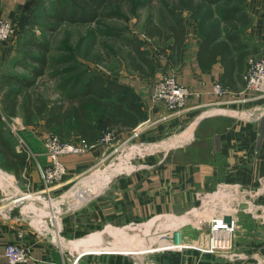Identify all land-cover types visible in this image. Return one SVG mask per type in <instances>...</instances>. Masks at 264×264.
Listing matches in <instances>:
<instances>
[{"label": "crops", "instance_id": "obj_1", "mask_svg": "<svg viewBox=\"0 0 264 264\" xmlns=\"http://www.w3.org/2000/svg\"><path fill=\"white\" fill-rule=\"evenodd\" d=\"M238 1L247 17L237 24L241 35L247 40L250 51L254 50V55H261L259 58L264 59V0ZM38 2L0 0V22H10L20 32L22 19L35 11ZM197 23L190 33L188 29L182 55L172 49V61L159 63L155 74L156 78L162 74L174 76L187 87L193 93L188 101L192 111L160 121L144 129L139 136V142L151 148H165L166 154L157 158L154 166L146 167L151 170L148 173L138 175L135 180L118 179L99 197L62 216L60 224L64 229V241H67L63 249L37 233L19 213L15 212L11 219H6L0 209V255L7 245L17 244L31 251L32 259L27 264H140L143 253H115L105 248L95 251L88 241L98 233L102 237L107 233L106 229H125L133 222L145 221L158 214L180 216L198 205L199 193L213 191L221 183L238 184L252 190L261 188L264 179V97L236 103V113L249 110L260 116L256 119L226 112L214 114L218 112L216 110L211 111L213 113L197 111L199 106L207 107L218 101L213 95L216 83H221L226 90L223 101L240 95L255 96V93L245 91L246 72L231 70L229 77L226 76L220 57L205 68L200 64L203 38ZM14 49L16 42H0V71L11 65ZM154 82V79L132 78L119 83L133 88L147 113L148 119L141 124L159 120L167 114L163 103L152 101ZM133 131L127 128L120 135L129 136ZM7 135L16 151L13 135L9 131ZM26 138L38 154L43 152L42 142L36 135L29 132ZM98 146L85 155L63 157L61 161L67 167V176L78 179L90 171L103 152V147ZM40 157L48 164L45 155ZM3 161L0 155V163ZM36 178L40 180L38 175L33 180ZM258 203L264 206V191L258 197ZM239 219L234 249L241 259L234 264H264V221L246 214L240 215ZM190 237L194 239L195 236ZM104 239L101 238L102 244L107 246L109 237ZM79 241H86L85 246ZM75 242H79L80 248L74 250L69 244ZM187 254L186 259L174 256L171 264H230L217 261L211 255L199 258ZM1 260V264L6 261L3 257Z\"/></svg>", "mask_w": 264, "mask_h": 264}, {"label": "rangeland", "instance_id": "obj_2", "mask_svg": "<svg viewBox=\"0 0 264 264\" xmlns=\"http://www.w3.org/2000/svg\"><path fill=\"white\" fill-rule=\"evenodd\" d=\"M187 1L188 0H111L103 11H101L98 19L92 23L75 24L66 21L58 27H53L52 25H49V22L44 20V17L31 21L26 28L28 30L25 29V31H28V37L33 38L38 42L49 43L53 49L51 51V57L58 62L53 68L46 71L43 78L38 80L40 81L39 84L41 86L40 92L50 100H59L62 95L60 87L64 81L73 80L77 82L78 79L86 81L97 75L102 76L106 81L116 82L118 84L132 78L149 81L154 79L155 82L152 94L153 101L155 83L159 78L171 77L177 81L176 77L167 74L159 75L157 78L155 77L159 63L166 62L169 64L172 61L171 45L173 44V40L171 27L174 25L175 17L180 16L188 21V29L190 28L189 33L192 31L193 25L198 24V16L187 10V8H183L186 6ZM52 3L53 2L51 1H47V6H52ZM194 5H196L195 2ZM208 8L210 11L207 12V9H202V13L210 14L214 17V22L219 23L218 18L221 14L220 9H213V6ZM47 11L48 9H42L39 16L45 14ZM220 29L224 30L222 24H220ZM16 30L17 36L11 41L5 42L10 44L16 42V49H14V56L10 63L11 65L6 68V70H1L0 74L3 72H11L20 76L31 77V72L27 70V67L37 69L39 65L26 58L28 53L34 52V50L28 52L23 47V39L27 37V33L22 32L21 28L20 32L17 27ZM134 43H141V50L145 52L147 58L153 61L155 67L154 74L150 71L151 69L148 65L141 60H137L136 63L142 66L144 73L142 74L133 68V53L135 52H133V46L131 44ZM33 54L35 55L36 53ZM259 56L261 55L252 54L248 58L249 62L245 70L246 73L249 69L250 61L261 60ZM177 83L181 85L178 81ZM125 85L134 92L130 85ZM189 92L193 94L190 90ZM1 97L2 96H0V109ZM190 98L191 95L186 101L182 113L179 115H183L186 111H192L188 106ZM139 104H141L140 101ZM235 106L236 104L216 105V103H213L207 105V107L199 106L197 111H203L205 113L217 110L218 112L214 114H218L219 112L233 113L235 112ZM0 113L3 114L2 111H0ZM18 113L19 114L15 117L4 116L6 133L7 131L10 132L8 126L9 124L10 126L12 125L11 118H18L26 127V131L23 132V134L27 143L32 151L39 156L45 155L44 141L48 137H58L61 141L67 144H74L82 140L77 134H75L76 132H74L70 125L65 126L61 130L56 126L49 129L47 127V115L43 118L35 115L32 123L28 124L22 107ZM168 115L169 111L167 110V114L162 116L159 120L143 123L139 125L137 129H134L132 135L122 136L120 134L127 129L125 125L116 120H101V113H93V116H95L94 121L96 125H98L100 132L99 141L96 144L103 147V152L100 159L94 164L95 166H93L91 170L85 173L81 178L74 179L75 177L67 176L63 181L59 182V184L52 187V198L61 202L62 200H60V198L63 199L65 203L63 209L67 210L65 214L73 212L76 208L84 205L90 199L99 197L102 191L114 183V181L116 182L118 179L123 178L135 180V178H138V175H144V173L151 171L150 169H146V167L154 166L156 159L166 154L164 150L165 148L148 147L147 144L139 142V136L144 129L153 127L160 121H167L170 120L171 117L179 116L175 115L168 117ZM165 116L168 118L165 119ZM135 130L139 132L138 136L135 135L137 132H135ZM29 132L30 134L32 133L36 135L42 142L44 148L41 154H38L28 142L26 133ZM110 134L114 137L112 141H110L109 144H101V141ZM41 159V157L36 159L30 158V161H26L28 164H26L25 169L18 175V177L14 172L7 171L0 167V170L7 176L14 177L13 180L5 179L3 183L0 182V199L5 197L6 194L21 195L23 193H29L31 195H37L46 190L40 176L38 165L45 166L46 164L43 163ZM109 174L110 178L106 181L105 176H108ZM37 175L40 177V180L36 178L34 181L33 179L37 177ZM34 183L37 184L35 185ZM81 188L84 193L83 200L81 199L80 202L75 203L76 201L74 199L75 197H73V193L76 189L78 190ZM97 192H101L99 196H92ZM29 202H26V204H29ZM185 213L180 216L174 213L158 214L154 217L146 218L145 221L134 223H148L150 220L159 216H174L180 218L185 215ZM65 214L62 216L64 217ZM244 214L246 213L242 212L239 214L238 221L240 220V215ZM246 215L252 217L251 214ZM60 220L62 222L61 217ZM163 220L164 219L161 218L160 221L155 224V227L161 224L160 230L162 232L165 230V227H171L165 225V223H171L170 219H167L166 221ZM155 221L157 220H153L146 224V229H143L145 235L148 234ZM60 223L59 231L60 237L63 239V246L55 242L53 244L58 247L60 246L63 249L64 245H67V241H64V229H62ZM105 231L107 233L101 238L104 237V240H108L106 238L107 236L109 237L107 246L102 244L106 250H113L115 253L126 254L136 252L143 253L144 256L142 260L139 261L140 264H171L174 256L186 259V255H188L187 252L189 255L195 257L199 256V258L200 256L211 255V257L215 258L217 261L219 260L234 264L229 260L220 258L217 254H203L190 249H182L179 251L169 250L170 246L163 247L164 245H159V240H157L156 244L150 245L146 240L138 237V231L115 228L114 230L113 228H109ZM162 232H159L160 236H162L161 234H168V231ZM181 232H183L181 233L183 236H195L197 234L189 227L183 228ZM153 233L154 230L151 231L150 237L148 238L152 237V241H155L157 237H153ZM48 238L52 241L50 236H48ZM161 240H163V238H161ZM69 246L74 250L76 249L74 243L69 244ZM93 250L100 251L102 248L100 249L94 246Z\"/></svg>", "mask_w": 264, "mask_h": 264}, {"label": "trees", "instance_id": "obj_3", "mask_svg": "<svg viewBox=\"0 0 264 264\" xmlns=\"http://www.w3.org/2000/svg\"><path fill=\"white\" fill-rule=\"evenodd\" d=\"M51 1L52 6H47ZM111 0H39L35 11L22 19L20 28L25 31L31 21L45 18L49 25L58 27L66 21L75 24H88L98 19L99 14ZM238 0H188L186 6L190 12L198 16L200 34L203 38L199 60L205 68L221 58L225 68L226 76L237 70L245 73L248 66V57L253 54L250 46L241 35L238 23L245 20L246 15L240 7ZM194 2L196 5H194ZM46 5V6H44ZM219 8L220 16L218 22L208 13H202V9L208 7ZM50 8V9H49ZM42 9L48 11L39 16ZM220 24L224 30L220 29ZM28 30V29H26ZM173 40L172 49L182 55L185 40L188 35V21L183 17H175L174 25L171 27ZM23 47L29 52L26 58L38 64L37 69L27 67L31 77L16 75L11 72L0 74V155L3 162L0 167L14 172L17 177L26 167L27 157L16 153L14 146L5 130L4 116L15 117L21 107L25 112L26 122L32 123L33 117L43 118L47 115V127L51 129L56 126L64 128L70 125L80 139L89 144L99 141V127L94 121V114L101 113V120H116L128 129H136L142 122L146 121L147 113L139 104L136 94L124 84L106 81L100 75L91 77L86 81L78 79L77 82L64 81L61 85V97L59 100H50L40 92L39 79L45 76L48 69L53 68L57 61L51 57L52 48L47 42H38L33 38L25 37ZM133 46V68L144 73V69L137 60L145 62L154 74L155 67L151 59L146 57L141 50V43L131 44ZM33 53H36L35 55ZM22 100V101H21ZM100 112V113H99Z\"/></svg>", "mask_w": 264, "mask_h": 264}, {"label": "built area", "instance_id": "obj_4", "mask_svg": "<svg viewBox=\"0 0 264 264\" xmlns=\"http://www.w3.org/2000/svg\"><path fill=\"white\" fill-rule=\"evenodd\" d=\"M16 36V26L10 22H0V42L11 41ZM244 81L247 89L245 91L255 93L253 98L240 95L229 101H223L222 98L225 96L226 90L221 83H216L213 88V95L218 98L216 105L246 103L253 99L263 98L264 59L250 61L249 69L244 75ZM154 90L153 101L165 104L169 111L168 117L181 114L186 101L190 95H193L186 87L179 85L171 77L159 78L155 83ZM232 114L234 116L243 115L248 119L260 117L249 110L244 113L233 112ZM168 117L165 116L164 118L167 119ZM11 121L12 125L10 126L9 124L8 128L15 139L16 151L19 154L26 155L27 161H30V158H40L39 155L32 151L24 137L23 132L26 131L24 123L18 118H11ZM138 133L137 131L135 135L138 136ZM113 138V135L110 134L101 141V144H109ZM97 146L98 144H89L85 140L67 144L58 137H48L44 141V149L45 157L49 164L45 166L38 164L40 176L46 190L37 195L29 193L21 195L6 194L5 197L0 199L1 214L6 219H11L15 212L19 213L42 237L50 236L53 242L63 246L59 223L61 222L60 217L67 210L63 209L65 203L62 198H60L62 202L57 201L51 195L52 187L63 181L68 174L67 167H65L61 159L66 156L88 154L95 150ZM217 186L213 191L199 193L197 196L198 205L186 212L182 217L159 216L150 220L148 223L153 220L157 221H155L147 235L144 234L143 229H146L145 226L148 223L133 222L125 229L138 231V237L146 240L150 245L156 244L157 240H159L160 243L158 244L164 245L163 247L170 246L169 250L190 249L203 254H217L220 258L235 263L241 259L240 254L235 252L234 249L239 214L244 212L251 214L253 219L264 221V206L258 203V197L264 191V179L261 181V188L258 190L230 183H221ZM100 193L97 192L92 196H99ZM73 195L75 203L80 202L81 199L83 200L84 193L82 188L76 189ZM26 202H29V204H26ZM161 218L165 221L167 219L171 220V223H165L166 226L171 227H165L163 231H168V234H161L162 236L159 233L162 232L160 230L161 224L155 227V224ZM227 218L231 219L230 222L227 221ZM187 227L197 233L194 239L181 234L183 233L181 232L182 229ZM152 229L154 230L153 237H157L155 241H152V237L148 238L151 231H153ZM2 257L6 260L4 264H27L32 259L31 251L17 244H10L5 247L3 255H0V264Z\"/></svg>", "mask_w": 264, "mask_h": 264}, {"label": "bare ground", "instance_id": "obj_5", "mask_svg": "<svg viewBox=\"0 0 264 264\" xmlns=\"http://www.w3.org/2000/svg\"><path fill=\"white\" fill-rule=\"evenodd\" d=\"M217 111V110H216ZM172 144V143H171ZM167 146V145H166ZM169 146V145H168ZM170 147V146H169ZM106 177V181L110 178V174L108 175V176H105ZM5 179H8V180H13V177H9V176H7L4 172H2L1 170H0V182L1 183H3L4 182V180ZM105 181V182H106ZM122 231V230H121ZM123 232V231H122ZM90 239H91V237H90ZM89 240V239H88ZM80 243H81V241H79ZM79 242L78 243H74V246L75 247H79L80 248V244H79ZM85 242L86 241H82V243H84V244H82V246H85ZM90 244H92V245H94V246H96L97 248H102V249H104L105 247L102 245V241H101V235L98 233L97 235H93V237H92V240H90V241H88ZM88 245L89 244H86V246L88 247ZM91 246V245H90Z\"/></svg>", "mask_w": 264, "mask_h": 264}, {"label": "water", "instance_id": "obj_6", "mask_svg": "<svg viewBox=\"0 0 264 264\" xmlns=\"http://www.w3.org/2000/svg\"><path fill=\"white\" fill-rule=\"evenodd\" d=\"M230 220H231L230 218H227V221H228V222H230Z\"/></svg>", "mask_w": 264, "mask_h": 264}]
</instances>
